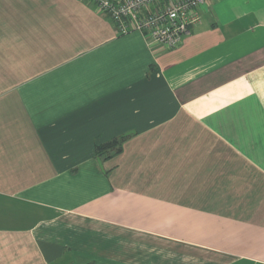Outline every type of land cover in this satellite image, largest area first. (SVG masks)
Wrapping results in <instances>:
<instances>
[{
    "label": "crops",
    "instance_id": "obj_1",
    "mask_svg": "<svg viewBox=\"0 0 264 264\" xmlns=\"http://www.w3.org/2000/svg\"><path fill=\"white\" fill-rule=\"evenodd\" d=\"M200 11L0 0V264H264V0Z\"/></svg>",
    "mask_w": 264,
    "mask_h": 264
},
{
    "label": "built area",
    "instance_id": "obj_2",
    "mask_svg": "<svg viewBox=\"0 0 264 264\" xmlns=\"http://www.w3.org/2000/svg\"><path fill=\"white\" fill-rule=\"evenodd\" d=\"M93 4L120 34L137 30L166 49L181 45L182 36L201 19L211 0H84Z\"/></svg>",
    "mask_w": 264,
    "mask_h": 264
},
{
    "label": "trees",
    "instance_id": "obj_3",
    "mask_svg": "<svg viewBox=\"0 0 264 264\" xmlns=\"http://www.w3.org/2000/svg\"><path fill=\"white\" fill-rule=\"evenodd\" d=\"M121 139V138H120ZM120 139H118V140H113L112 142H108V143H103V144H98V145H96V148H95V151H96V155L98 156V157H103V155L105 154V152L107 151V150H109V148H113V149H115L114 148V146H115V144L117 143V142H119L120 141Z\"/></svg>",
    "mask_w": 264,
    "mask_h": 264
},
{
    "label": "water",
    "instance_id": "obj_4",
    "mask_svg": "<svg viewBox=\"0 0 264 264\" xmlns=\"http://www.w3.org/2000/svg\"><path fill=\"white\" fill-rule=\"evenodd\" d=\"M128 134H129V132L124 133L123 136H126V135H128ZM123 136H122V137H123ZM97 161H98L99 165H101V161H100L99 157L97 158Z\"/></svg>",
    "mask_w": 264,
    "mask_h": 264
}]
</instances>
